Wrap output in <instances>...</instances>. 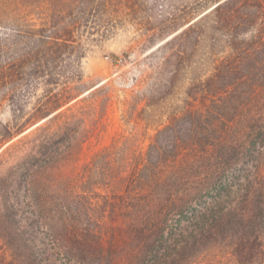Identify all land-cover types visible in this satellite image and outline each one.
<instances>
[{
	"label": "trees",
	"instance_id": "16d2710c",
	"mask_svg": "<svg viewBox=\"0 0 264 264\" xmlns=\"http://www.w3.org/2000/svg\"><path fill=\"white\" fill-rule=\"evenodd\" d=\"M37 1V23L25 14L0 32V264H53L39 228L78 264H183L216 245L262 263L264 0H194L146 19L165 38L142 109L165 106L166 121L143 149L113 137L75 183L51 172L101 130L105 104L72 90L86 43L127 4Z\"/></svg>",
	"mask_w": 264,
	"mask_h": 264
},
{
	"label": "rangeland",
	"instance_id": "374dc122",
	"mask_svg": "<svg viewBox=\"0 0 264 264\" xmlns=\"http://www.w3.org/2000/svg\"><path fill=\"white\" fill-rule=\"evenodd\" d=\"M193 1L123 0L127 5L117 9L113 22L106 25V35H95L94 40L86 43L82 78L75 83L72 91L77 95H84L92 90H100L97 95L105 104L103 126L88 138L79 139L62 165L52 170L51 176L57 182H77L91 157L119 134L130 137L135 146L143 149L155 129L166 121L165 106L158 108L156 112L148 108L142 109L146 101L142 100V93L147 94V88L153 82L155 63L160 55L157 47L165 38L164 35H151L146 30L144 21L149 17L153 19L160 13H174L184 7H194ZM38 4L37 0H0V32L10 24L19 23L25 14H28L32 22L37 23L42 11ZM128 5H134L133 10ZM185 85L181 83L175 90L178 93L170 98V104L179 102ZM159 96L156 95L152 101L159 102ZM7 121H10V108L3 102L0 103V122ZM39 232L53 264H78L61 256L60 247L53 244L47 235L44 236L42 229L39 228ZM183 264L238 263L230 253V248L216 245ZM260 264H264V261Z\"/></svg>",
	"mask_w": 264,
	"mask_h": 264
}]
</instances>
